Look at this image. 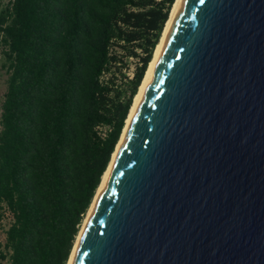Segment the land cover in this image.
Segmentation results:
<instances>
[{
  "label": "water",
  "instance_id": "obj_1",
  "mask_svg": "<svg viewBox=\"0 0 264 264\" xmlns=\"http://www.w3.org/2000/svg\"><path fill=\"white\" fill-rule=\"evenodd\" d=\"M72 264H264V0L183 1Z\"/></svg>",
  "mask_w": 264,
  "mask_h": 264
},
{
  "label": "trees",
  "instance_id": "obj_2",
  "mask_svg": "<svg viewBox=\"0 0 264 264\" xmlns=\"http://www.w3.org/2000/svg\"><path fill=\"white\" fill-rule=\"evenodd\" d=\"M174 2L0 9V264L68 263Z\"/></svg>",
  "mask_w": 264,
  "mask_h": 264
},
{
  "label": "bare ground",
  "instance_id": "obj_3",
  "mask_svg": "<svg viewBox=\"0 0 264 264\" xmlns=\"http://www.w3.org/2000/svg\"><path fill=\"white\" fill-rule=\"evenodd\" d=\"M183 1L184 0H175V2L173 4V7H172L171 12H170L169 19H168V21H167V23L165 25V28H164L163 34L161 36V39H160V41H159V43H158V45H157V47H156V49L154 51L153 58L150 61V64H149V66L147 68V71L145 73L143 81H142V83H141V85L139 87V91L137 92V94H136V96L134 98L131 110L129 112L128 118L126 120L125 127H124L123 132H122V136H121V138H120V140H119V142H118V144L116 146V149H115V151H114V153L112 155L111 162H110L107 170L105 171V173L103 175L102 182H101V184H100V186H99V188L97 190V193H96V195L94 197V200H93V202H92V204L90 206V209H89V212H88L89 215H87V218L85 219V221L83 223V226L81 227V230H80V232L78 234V238H77L76 243H75V246L73 248V251L71 253L70 259H69L67 264H72L73 263L74 257H75V255H76V253L78 251L79 243H80V241H81V239L83 237L85 226H86L87 222L89 221L91 213L93 211V208L95 207V205H96V203H97V201L99 199V196H100V194H101V192H102V190H103V188H104V186H105V184H106V182H107V180L109 178V175H110L111 170L113 168L114 162H115L117 156L119 155V153L121 151V148H122L124 139L126 137L127 131H128V129L130 127L131 121H132V119L134 117V114H135L136 110L138 109V106H139V104L141 102V99H142V97H143V95L145 93V90H146V88H147V86L149 84V81H150L151 76H152V74L154 72V69H155L156 64L158 62V59H159L162 51L164 50L167 37H168L169 32H170V30H171V28H172V26H173V24L175 22V19H176L178 13L181 10V7L183 5Z\"/></svg>",
  "mask_w": 264,
  "mask_h": 264
},
{
  "label": "rangeland",
  "instance_id": "obj_4",
  "mask_svg": "<svg viewBox=\"0 0 264 264\" xmlns=\"http://www.w3.org/2000/svg\"><path fill=\"white\" fill-rule=\"evenodd\" d=\"M8 2H9V0H0V9L4 8L8 4ZM5 64H6L5 55L3 54L2 47L0 46V105H1V101L4 97V92L6 90V80L8 78V74H7ZM131 66L134 67V64H132ZM87 215H89V213H87ZM87 215H86L85 219L87 218ZM85 219H84V221H85ZM0 237L4 238V234L1 233Z\"/></svg>",
  "mask_w": 264,
  "mask_h": 264
},
{
  "label": "built area",
  "instance_id": "obj_5",
  "mask_svg": "<svg viewBox=\"0 0 264 264\" xmlns=\"http://www.w3.org/2000/svg\"><path fill=\"white\" fill-rule=\"evenodd\" d=\"M129 74L133 75V67L130 69Z\"/></svg>",
  "mask_w": 264,
  "mask_h": 264
}]
</instances>
